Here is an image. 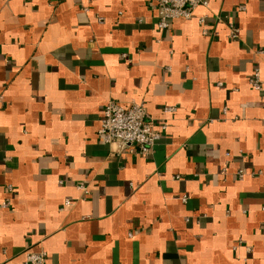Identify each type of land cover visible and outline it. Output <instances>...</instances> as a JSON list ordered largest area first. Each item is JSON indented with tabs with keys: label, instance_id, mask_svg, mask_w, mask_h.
I'll list each match as a JSON object with an SVG mask.
<instances>
[{
	"label": "crops",
	"instance_id": "obj_1",
	"mask_svg": "<svg viewBox=\"0 0 264 264\" xmlns=\"http://www.w3.org/2000/svg\"><path fill=\"white\" fill-rule=\"evenodd\" d=\"M156 22L154 0H0V264H264V0ZM109 101L166 123L147 155L103 141Z\"/></svg>",
	"mask_w": 264,
	"mask_h": 264
},
{
	"label": "built area",
	"instance_id": "obj_2",
	"mask_svg": "<svg viewBox=\"0 0 264 264\" xmlns=\"http://www.w3.org/2000/svg\"><path fill=\"white\" fill-rule=\"evenodd\" d=\"M208 3L209 0H154L157 27L167 29L175 19H189L197 6H207ZM239 9L243 10L244 7L240 6ZM200 22H202V19H200ZM238 35L239 28L230 24L229 37L235 39ZM249 83L256 91L262 89L258 69H255L249 77ZM174 110V107H164L165 112ZM146 117V109L142 102L132 101L127 105H123L119 102L109 101L103 108L98 133L104 142L108 144L115 143L119 149L147 155L151 147L160 139L167 125L162 123L158 128H155L153 121ZM245 173L246 171L243 168L237 171L238 177H242ZM254 173L264 176L263 171ZM79 188L84 190L81 185ZM186 198V196H183L182 200L185 201ZM8 204L9 202L5 201L2 206L7 207ZM70 204L69 199L64 201L65 206ZM46 257L47 253L44 250L27 249L24 252L23 264H45Z\"/></svg>",
	"mask_w": 264,
	"mask_h": 264
}]
</instances>
